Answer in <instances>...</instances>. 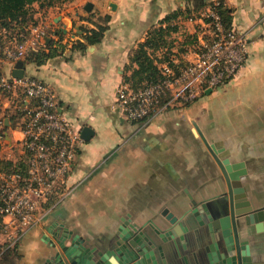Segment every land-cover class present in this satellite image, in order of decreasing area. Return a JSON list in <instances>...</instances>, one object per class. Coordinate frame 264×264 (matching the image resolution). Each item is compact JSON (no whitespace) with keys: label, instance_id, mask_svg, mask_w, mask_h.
<instances>
[{"label":"crops","instance_id":"crops-1","mask_svg":"<svg viewBox=\"0 0 264 264\" xmlns=\"http://www.w3.org/2000/svg\"><path fill=\"white\" fill-rule=\"evenodd\" d=\"M225 4L231 9V26L248 42L246 63L232 80L206 89L190 104L169 109L147 125L121 116L115 107L116 88L135 69L130 58L148 30L184 9L186 2L71 0L50 8L32 5L36 26L47 30L41 50L53 55L41 64L23 59L25 73L49 84L71 123L80 131L90 126L94 135L78 149L68 177L72 192L61 201L50 197L42 202L37 223L20 239L16 253L0 264H54L60 249L57 239L67 231L83 239L84 249H105L130 214L144 223V231L156 236L153 227L161 231L171 227L166 209L180 220L186 217L189 230L185 247L178 239L179 256L174 260L210 264L208 227L200 226L185 210L193 202L214 201L227 190L212 146L220 159L245 163L247 173L241 180L246 192L254 206L264 205V0H225ZM208 7L195 18H179L169 48L175 56L188 58L190 50L210 40L209 22L204 20ZM101 27L103 37L93 48L77 45L86 35L84 29ZM6 45L3 38L0 74L11 79L16 61L7 55ZM167 50H157V59ZM9 107L3 99L0 124L3 120L8 128L0 136V159L18 162L25 159L23 133L19 125H12L14 113ZM5 240L0 220V245ZM258 244L264 247V233L251 241L252 248ZM166 258L172 262V253L166 252Z\"/></svg>","mask_w":264,"mask_h":264},{"label":"built area","instance_id":"built-area-1","mask_svg":"<svg viewBox=\"0 0 264 264\" xmlns=\"http://www.w3.org/2000/svg\"><path fill=\"white\" fill-rule=\"evenodd\" d=\"M210 1L214 5L204 15L212 18L208 42L190 50L188 58L166 52L169 58L158 63L162 78L155 83L135 88L124 81L117 86L115 107L125 119L147 125L169 109L190 104L206 89L224 85L244 66L249 56L246 38L224 25L216 11L219 1ZM2 34L10 37L5 49L17 62L45 46L47 30L31 25ZM0 91V104L5 99L13 112L22 113L27 166L25 173H0L1 228L8 234L0 245L1 256L37 223L42 202L50 197L61 201L72 192L68 177L83 139L60 110L49 84L27 74L20 79L1 76Z\"/></svg>","mask_w":264,"mask_h":264},{"label":"water","instance_id":"water-1","mask_svg":"<svg viewBox=\"0 0 264 264\" xmlns=\"http://www.w3.org/2000/svg\"><path fill=\"white\" fill-rule=\"evenodd\" d=\"M78 33L82 35L83 31L79 30ZM82 41L88 47H94L86 37H82ZM13 74L14 78L18 79L26 75L23 60H18L15 63ZM93 135L94 130L90 126L82 128L81 138L83 140H90ZM212 148L214 157L226 179L227 190L225 193L232 196L238 191V186L242 185L241 176L247 173L245 163H232L228 158L220 159L215 153L216 148L214 146ZM207 211L208 208L205 204L193 202L192 206L190 205L189 209L185 210V213L190 212L198 224L204 226L203 215ZM164 215L169 220L171 227L165 231L153 227L156 233V236H153L144 231L142 221L132 218L130 214L127 219L124 218L121 221V227L115 240L108 243L102 250L84 249L81 245L83 239L80 236H72L70 231L64 232L57 239L60 249L55 253L54 264H178L177 260H174L179 256L178 239L185 247V233L189 231L186 225L187 220L186 217L180 220L167 209L164 211ZM246 217L249 219L248 224L254 225V230H243L237 228L235 224L229 226L228 222H213L212 218L209 219L211 223L207 227L210 243L206 250L210 264H264V247L262 248L260 244L255 248L251 246V241L259 240L264 233V210L255 211ZM69 239L71 243L67 245L66 242ZM168 251L173 255L172 262L166 258Z\"/></svg>","mask_w":264,"mask_h":264},{"label":"trees","instance_id":"trees-1","mask_svg":"<svg viewBox=\"0 0 264 264\" xmlns=\"http://www.w3.org/2000/svg\"><path fill=\"white\" fill-rule=\"evenodd\" d=\"M71 0H0V44H2V39L8 44L9 36L3 35L2 30L13 31L15 29H26L31 23L36 25V21L33 19V12L30 10L34 3H39L42 8H50L59 3L67 2ZM186 2V7L184 9H178L170 14H168L164 19H162L158 24L154 25L148 30V34L144 41L140 42L137 48L131 55V62L136 64L135 69L130 75H126L124 81L131 83L135 88L142 85H147L155 83L162 78L158 63L169 58L166 52L173 54L169 48L173 44L172 35L179 30V24L177 23L180 17L188 16L189 18H195L200 16L201 10L207 6H213L214 4L210 0H184ZM219 5L216 6V11L218 12L222 22L228 28H231V9L226 7L225 0H218ZM206 22H211L212 18L204 17ZM85 37L89 40L91 44H96L101 41L104 28L87 30ZM208 39H211L210 36ZM77 45L79 47L85 48L86 45L83 41H78ZM168 49L163 55L162 59H157L155 53L160 49ZM53 55V52H44L43 50H38L36 52H31L25 58L26 61H37L39 64L45 62L49 57ZM2 74H0V77ZM1 92V91H0ZM10 110L13 112L10 108ZM14 115L10 117L12 120V125H19L21 123V114L19 112H13ZM4 129L8 127L5 124H1ZM1 150V143H0ZM27 166L25 164V159L18 162L12 160L0 159V173H10V172H21L25 173ZM1 220V218H0ZM16 247L8 249L0 256V261L7 255L16 253ZM14 264V263H13Z\"/></svg>","mask_w":264,"mask_h":264},{"label":"flooded vegetation","instance_id":"flooded-vegetation-1","mask_svg":"<svg viewBox=\"0 0 264 264\" xmlns=\"http://www.w3.org/2000/svg\"><path fill=\"white\" fill-rule=\"evenodd\" d=\"M241 182L242 185L240 187L238 186V191L234 195L229 196L225 191L214 201L203 203L206 205V208H208V214L205 212L203 215V220L207 226L211 223L209 219L212 218L213 222H228L229 226L235 224L237 228L243 230L255 228L254 225L248 224L249 219L246 216L255 211L264 210V205L258 207L254 206L246 192L242 180ZM241 188H243V190H241Z\"/></svg>","mask_w":264,"mask_h":264},{"label":"rangeland","instance_id":"rangeland-1","mask_svg":"<svg viewBox=\"0 0 264 264\" xmlns=\"http://www.w3.org/2000/svg\"><path fill=\"white\" fill-rule=\"evenodd\" d=\"M207 11H209V7H208V10ZM3 126H1V124H0V136H2V134H3V132L5 131V129L4 128H2ZM15 154V153H14ZM19 151H16V157H18L19 156ZM7 155H8V152L7 151H5V152H3V157H7ZM261 179V178H260ZM262 179H263V177H262ZM261 186H263V184H260ZM7 235L8 234H6V233H4V237H5V239H7ZM6 241V240H5ZM4 241V242H5ZM3 242V243H4Z\"/></svg>","mask_w":264,"mask_h":264}]
</instances>
